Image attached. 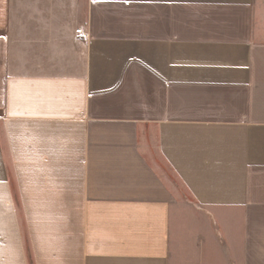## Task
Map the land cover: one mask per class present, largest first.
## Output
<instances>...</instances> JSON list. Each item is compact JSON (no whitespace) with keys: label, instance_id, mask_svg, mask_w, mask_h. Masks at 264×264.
I'll return each instance as SVG.
<instances>
[{"label":"crops","instance_id":"crops-1","mask_svg":"<svg viewBox=\"0 0 264 264\" xmlns=\"http://www.w3.org/2000/svg\"><path fill=\"white\" fill-rule=\"evenodd\" d=\"M63 1L75 73L19 72L0 0V264H264V0Z\"/></svg>","mask_w":264,"mask_h":264},{"label":"rangeland","instance_id":"rangeland-1","mask_svg":"<svg viewBox=\"0 0 264 264\" xmlns=\"http://www.w3.org/2000/svg\"><path fill=\"white\" fill-rule=\"evenodd\" d=\"M63 2H13V15L17 22L14 23L11 35V57L19 72L75 73L82 69L84 48L65 32L69 22L68 16L59 11L64 8ZM179 189L182 197L173 211L172 220L179 249L182 248L184 253L186 233L189 227L190 231L201 227L202 212L193 205L191 198L180 185ZM179 262L185 264L184 256H180Z\"/></svg>","mask_w":264,"mask_h":264},{"label":"built area","instance_id":"built-area-1","mask_svg":"<svg viewBox=\"0 0 264 264\" xmlns=\"http://www.w3.org/2000/svg\"><path fill=\"white\" fill-rule=\"evenodd\" d=\"M78 33H81L83 36H85V33L81 32V29H77Z\"/></svg>","mask_w":264,"mask_h":264}]
</instances>
